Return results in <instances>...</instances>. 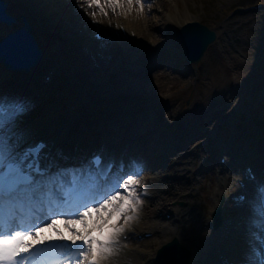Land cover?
<instances>
[{
	"label": "bare ground",
	"instance_id": "6f19581e",
	"mask_svg": "<svg viewBox=\"0 0 264 264\" xmlns=\"http://www.w3.org/2000/svg\"><path fill=\"white\" fill-rule=\"evenodd\" d=\"M5 1L8 4L7 13L16 19V23L10 27L0 23V39L7 32L16 29L24 17L32 26L34 36L44 53L43 59L31 72L6 70L0 66V96L20 98L30 105L27 114L19 116L16 121V131L22 132L26 138L21 147L29 146L37 140H45L49 148L44 150L48 153L47 161H55V157L61 155L56 165L66 168L88 165L90 157L103 154L106 161H112L114 166L108 177L101 180V184H110L116 177L128 176L133 170V164L142 165L143 171L146 159H153L143 175L133 177L139 181L134 187L143 185L141 191L148 200L140 207L138 218L125 227L122 236H127V240L123 241L122 236L120 237L118 253L105 264H153V256H156L158 249L154 255V252L144 249L141 244H137L138 248H133V241L139 239L135 237L146 233L150 234V238L140 239H144V246L147 248L152 242L158 243L160 248L163 241H166L165 237L174 236L180 245L190 251V264H204L206 260L211 263V254L206 257V252L212 250L210 253L217 254L213 249L219 248L221 234L225 240L231 234L233 238L224 246V256H220L227 260H215L212 264H246L245 257L250 251L249 231L250 222L254 218L256 188L264 182L261 175L264 171L258 173L256 170H260L264 164L261 161L264 160V153L251 149L250 153L246 151L248 155H244L236 163L230 162L221 167L216 165L218 172L211 168L208 175L215 178V186L209 191V198L213 206L218 204L221 195L224 196L221 190L231 184V179H235L233 175L236 165L248 163L245 165L254 174L255 182L242 184L245 200L237 202L242 207L239 213L242 222H238L241 224L237 226L238 223L234 221L223 224L219 230L210 232V235H206V229L211 227L210 222L205 225L204 215H195V204L190 203L198 195L192 193L195 191L193 186L200 184L198 177L204 174L202 166L199 169L194 166L189 168L193 161L199 160L203 151L199 152L201 147L198 148L201 140L197 141V145L196 142L188 145L187 141H180V160L175 162V173L169 178L166 179L162 167L158 166L166 153L171 155L167 148H163L169 145V141H166L159 128L164 121V111L171 108L172 104L164 103V98L158 96L157 92L171 91L167 82L176 79L179 74L176 67L167 65V45L159 46L161 35L175 30L176 24L180 22L179 18L171 21L175 16L173 12L170 13V9L175 7V0H162L163 3L161 0H139V3L131 0V8L129 0H116L122 7L115 11L106 6L107 0H99L104 5L103 12L106 15L98 7L86 9L83 0ZM163 7L167 8L164 13ZM92 12L97 13L95 21L90 15ZM166 14L168 19L165 18ZM182 20L185 21L184 18ZM96 33L103 37L99 42L93 38ZM219 45L220 47H216L218 57L225 62L226 68L218 74L224 76L226 82H231L232 77L234 90L224 91L226 95L215 108H212L215 103L213 97L218 94L211 91L204 104L185 118L184 123L188 124L184 126L183 123V128L187 129L183 130L185 133L196 126L193 129L195 136L213 135L220 122H229L227 117L236 109L235 100L243 97L244 89L238 92L243 82L253 78L254 74L263 75L262 69H251L257 65L256 61L249 59L244 63L239 59L238 51L228 46V43L220 41ZM227 50L230 52L228 55L225 53ZM99 52L114 56L109 57L110 61H98ZM113 59H116V64H112ZM42 75V80L45 76H50V81H42ZM22 82L27 85L22 86ZM35 85H38L35 87L38 89H33ZM216 91L220 92V89ZM43 95L46 99L40 104L38 100ZM172 98L170 96L167 102H171ZM113 106L117 109L109 110ZM39 114L42 117L38 119ZM137 133L155 134L161 140L151 141L148 138L145 141L136 137ZM234 139L226 147L219 143L220 150L225 151L226 155L237 149L233 144ZM158 145L160 148H157ZM245 147L253 148L247 144ZM143 150L144 153H141ZM156 150L158 155L153 156L152 153ZM186 177L189 178L188 182ZM149 189L151 191L148 192ZM185 192H189L187 199L190 200L186 202V206L171 207V211H168L169 203L184 200L182 194ZM117 203L121 201L118 199ZM93 207L88 217L89 224H94L101 215L106 218L111 216V206L107 210L101 208L99 212L96 211V206ZM169 212H173L170 224L165 218L162 221L153 219V216L161 217ZM54 224L55 227L44 226L38 229L36 236L56 240L58 229L65 240L71 242L70 236L82 227L78 222L74 225L69 223L67 216L56 218ZM194 234H197L196 238L193 237ZM97 235L98 232L95 236ZM241 235L246 239L241 241ZM160 238L164 240L158 241ZM35 239L33 237L26 242H33Z\"/></svg>",
	"mask_w": 264,
	"mask_h": 264
},
{
	"label": "rangeland",
	"instance_id": "374dc122",
	"mask_svg": "<svg viewBox=\"0 0 264 264\" xmlns=\"http://www.w3.org/2000/svg\"><path fill=\"white\" fill-rule=\"evenodd\" d=\"M261 1L264 2V0ZM161 3H163L162 0ZM162 10V13H164L167 8L163 7ZM172 12L175 17H173L171 21L177 20V18H179L180 22L176 24L177 26L175 30L165 33L166 35H161L162 41L159 39V46L164 44L170 49L169 52V49L166 51V55H168L167 65H169V67H171V65L176 67L177 73L179 74L176 75V79L172 80L171 82H167L168 88H172L171 91L169 90L167 92L165 90V92H157L158 96L164 98V103L172 104V107L169 108L171 110L167 109L164 111V121L159 128L160 133L166 138V141H169V145L163 148H167L171 155L169 156L166 153V157L160 161L158 166L162 167V173L164 176H166V179L169 178L170 175L175 173V162H179L180 160L178 159V155L181 154V150L179 149L180 141L182 143L187 141L188 145L191 143L195 144V142L196 145L201 143L198 148L201 147L199 152L202 150L203 151L199 156V160L193 161V165H189V168L194 166L196 169H199L202 166L204 174L198 177L200 184L193 186L195 191L193 190L192 193H194V195H198L191 199L190 203L195 204V215L199 213L201 216L204 215L205 225L208 224V221H211V215L215 209L218 206H221V223L216 228L219 230V227H221L223 224H228L233 221L236 223L239 221L242 222V220H240L239 214L242 210V207L239 206L237 202L240 196H244L242 184L250 182L245 175V164L248 163H242V165L235 166L236 172L233 175L235 179H231V184L225 186L221 190V193H224V196H220L216 206L212 205L210 201L211 198H209V191L215 186V178H212V176L208 175L211 172V168L213 167V171L218 172L219 166L217 167L216 165H218V161L222 157L227 162H230L231 156L237 155L239 158H242L244 155H248L246 151H249L250 153L251 149L254 151L260 150L264 153V4H259L257 0H175V7L173 6L170 9V13ZM165 18L168 19L169 16L166 14ZM183 18L185 21L182 20ZM191 21L199 22L207 26L209 29L214 30L217 34V39L208 47L203 59L197 64H188L185 62L181 45L177 41L175 35L176 31L184 23ZM63 30H65V28H63ZM66 34L67 32L65 35ZM232 35L234 39H232ZM220 41H225L229 44L228 46H231L233 49L237 50V53H239V59L244 63H247L249 59L256 61L257 65L252 66L251 69L253 71L262 69L263 75L256 76L254 74L253 78L250 77L243 82L242 87L238 89V92H241L242 89H244L243 97L242 99L238 98L235 100L236 109L234 112H232L231 116L227 117L229 122H220L214 130L213 135L211 134L209 137H199V135L195 136V131L193 132V129H196V126H193L188 131V133H185L183 132L184 129L185 131L187 130L186 128H183L185 118L190 113L195 112V109H198L201 104H204V101L207 100L211 91L214 90V92L218 94L215 96V98L213 97V100L216 104L213 103L212 108H215L218 103L220 104V99L226 95L224 91L226 92L227 90H234L232 86L233 78L231 77V82H226L225 77L218 74V72H221L222 70L225 71L226 68L225 62L219 59L220 57H218L216 50V47H220ZM107 42L109 41H106V43ZM112 45L113 44L110 42V46ZM225 53L227 55L230 54L228 50ZM110 56L114 55L108 53L103 54L99 52L97 59H100L98 61H110ZM111 62L112 64H116V59H113ZM183 70H185L187 73H185ZM43 75H45V73ZM43 75L40 76L41 80ZM21 85L26 86L27 84L22 82ZM35 87H38V85L33 86V89ZM31 89H26V91L31 92ZM217 89H220V92L216 91ZM221 89L223 90L221 91ZM36 94L38 95V93ZM170 96L173 97L172 101L167 102ZM45 99L46 97L43 95V97L38 101L40 104H42ZM111 109L116 110L117 107L113 106L109 108V110ZM37 113H34V115ZM24 114H27V112L23 113L22 115ZM185 125L188 126V124L184 123V126ZM135 136H139V139H145V141H147L148 138H151V141H155L156 139L161 140V137L155 134L143 135L141 133H137ZM233 138H235L233 144L235 147H237V149L230 151V153L226 155L225 151L220 150L221 145L226 147L228 144H230ZM177 140H179V142ZM199 140L201 141L198 143L197 141ZM219 143H221V145ZM246 144L251 145L253 148L245 147ZM157 148H160V145H158ZM144 151L145 150L141 151V153H144ZM152 155H158V150L154 151ZM146 161L147 164H145L142 174L140 175H143L146 172L145 168L149 166L148 163L153 162V159L148 157ZM261 161L264 160L261 159ZM89 163L90 160H88V164ZM262 165L263 166L260 168V170H256L258 173L262 170L264 171V164ZM261 175L264 177V174ZM126 179H128L127 175L121 178L122 181H125ZM186 181H189L188 177H186ZM250 183L253 184L252 182ZM142 187L143 185L139 184L135 188L137 194L141 196L143 204H145L148 198L145 197L143 191H141L143 190ZM147 191L149 192L151 189ZM118 194L126 196L127 192L123 189ZM188 194L189 192L182 194L184 200H175L170 202L168 205V211H171V207L186 206V202L190 201L187 199ZM172 214L173 212H169L167 215H170L171 217ZM165 216L166 215L161 217L153 216V219H161L162 221ZM166 222L170 224L172 220L166 219ZM114 223L122 225L123 217H121L119 221L115 220ZM240 224L241 223H238L237 226ZM212 231L213 230L211 228L206 229V235H210V232ZM197 234H194L193 237L196 238ZM244 235H241L240 240L246 239L244 238ZM143 236L144 234L137 235L135 237L139 239H135L133 241V243H135L133 244V248H138L137 244H141L143 245L144 249H148L151 253L154 252L155 255L156 250L159 248V244L152 242V244L147 248L144 246L145 243L143 242L146 238L143 240L140 239ZM173 238L174 236H167L165 237L166 241H163L164 238H160L158 241H163L164 243L162 244H166ZM232 238L233 237L230 234L225 240V237L221 234L219 248L217 250L213 249V251H217L216 253L219 256H224L222 252L223 248L226 244H229ZM210 251L212 250H208V253L206 252V257L208 254L213 253H210ZM223 261H225L224 258Z\"/></svg>",
	"mask_w": 264,
	"mask_h": 264
},
{
	"label": "snow or ice",
	"instance_id": "6c2138e0",
	"mask_svg": "<svg viewBox=\"0 0 264 264\" xmlns=\"http://www.w3.org/2000/svg\"><path fill=\"white\" fill-rule=\"evenodd\" d=\"M83 4L86 9L98 7L107 14L99 0H83ZM106 6L115 11L122 4L107 0ZM90 15L95 21L97 13ZM96 38L103 39L99 34ZM29 107L23 99L0 96V264H105L118 253L125 227L138 218L143 200L134 187L139 181L133 177L142 174V165L133 164L127 180L116 177L110 184H101L104 176L99 172V156L80 168L60 167L54 162L42 166L45 145L37 143L21 150L26 138L16 131L17 118ZM248 175L255 179L251 170ZM121 187L127 195L118 197L115 193ZM244 200V196L238 198ZM93 206L97 212L111 206V216L101 215L89 224ZM253 212L250 251L245 260L246 264H264V182L257 185ZM60 216L69 217L73 225H82L70 236V244L63 242L65 238L58 229L56 240L36 236L44 226L55 227L54 220ZM121 217L122 225L113 223ZM93 232L99 235L93 236ZM33 237L35 242H26Z\"/></svg>",
	"mask_w": 264,
	"mask_h": 264
},
{
	"label": "water",
	"instance_id": "95a60500",
	"mask_svg": "<svg viewBox=\"0 0 264 264\" xmlns=\"http://www.w3.org/2000/svg\"><path fill=\"white\" fill-rule=\"evenodd\" d=\"M8 4L0 0V23L10 27L16 19L7 13ZM181 45L184 60L188 64H197L203 59L208 47L216 40V33L207 26L196 22L184 23L176 32ZM40 48L32 26L22 18L21 27L0 39V66L6 70L29 72L42 59ZM41 114L38 118H41ZM220 207L213 214L216 225L220 223ZM190 252L181 246L176 238L160 247L154 259L155 264H189Z\"/></svg>",
	"mask_w": 264,
	"mask_h": 264
},
{
	"label": "trees",
	"instance_id": "16d2710c",
	"mask_svg": "<svg viewBox=\"0 0 264 264\" xmlns=\"http://www.w3.org/2000/svg\"><path fill=\"white\" fill-rule=\"evenodd\" d=\"M258 2H259V4H264V2L263 1H261V0H257Z\"/></svg>",
	"mask_w": 264,
	"mask_h": 264
}]
</instances>
